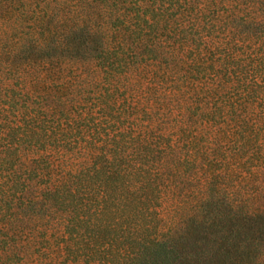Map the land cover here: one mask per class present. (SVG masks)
I'll use <instances>...</instances> for the list:
<instances>
[{
  "label": "trees",
  "instance_id": "1",
  "mask_svg": "<svg viewBox=\"0 0 264 264\" xmlns=\"http://www.w3.org/2000/svg\"><path fill=\"white\" fill-rule=\"evenodd\" d=\"M259 168L264 0H0V264H248Z\"/></svg>",
  "mask_w": 264,
  "mask_h": 264
},
{
  "label": "rangeland",
  "instance_id": "2",
  "mask_svg": "<svg viewBox=\"0 0 264 264\" xmlns=\"http://www.w3.org/2000/svg\"><path fill=\"white\" fill-rule=\"evenodd\" d=\"M232 173L234 175L233 182H225L230 185V189L233 188L232 192L236 193L235 199L242 202V213H246V215L251 212L255 213V217L252 219L246 215L238 214L239 217L244 216L243 218L250 220L251 224L264 229V168L250 172L251 176L249 172H241L237 169L233 170ZM240 223L241 221L238 225ZM244 227L242 226L243 230L248 232ZM252 229L257 230V228ZM249 233L253 234L255 231ZM242 251L248 264H264V241L261 243L255 242L251 246L245 245Z\"/></svg>",
  "mask_w": 264,
  "mask_h": 264
}]
</instances>
